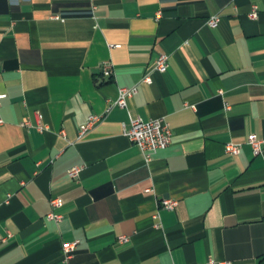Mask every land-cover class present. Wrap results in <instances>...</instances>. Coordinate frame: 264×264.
<instances>
[{"label": "crops", "instance_id": "crops-1", "mask_svg": "<svg viewBox=\"0 0 264 264\" xmlns=\"http://www.w3.org/2000/svg\"><path fill=\"white\" fill-rule=\"evenodd\" d=\"M0 93V264H264V151L246 144L264 138V0H0ZM130 115L167 121L169 146L146 161Z\"/></svg>", "mask_w": 264, "mask_h": 264}, {"label": "built area", "instance_id": "built-area-1", "mask_svg": "<svg viewBox=\"0 0 264 264\" xmlns=\"http://www.w3.org/2000/svg\"><path fill=\"white\" fill-rule=\"evenodd\" d=\"M161 16V13H158V18ZM59 18V16H55ZM249 17L251 19H256L258 17V6L253 5L252 10L249 13ZM220 21V17L218 15L211 16L207 23L211 27H216ZM111 47H120V45H110ZM170 56L167 53H160L154 60L153 65L151 66V71H157L160 73H164L168 70L170 66L169 62ZM102 75L105 78L112 79L114 77L113 65L111 62H105L101 67ZM151 72L149 71L144 77L143 82L148 84L152 83ZM138 91L137 86L132 87H119L117 98L109 105L108 110L114 105L119 106L121 108L128 109V101L132 98ZM6 97L5 93H0V106L1 100ZM103 116L92 114L88 117V119L82 123L79 127V136H83L87 131L97 125ZM38 119H41V116H38ZM2 119H0V123H2ZM23 125H30L29 122L23 123ZM37 129L41 132L47 129V126L42 124L40 121L38 122ZM123 133L129 140L139 147L141 151L144 153L146 161L151 159L152 153L165 149L169 146L172 140V131L163 118L159 119H144L140 116L133 117L129 116V122L124 125ZM62 135L65 136L64 131L61 132ZM246 144L250 145L252 149V153L254 156H259L264 151V138H260L257 134L252 133L247 136ZM242 143H226L225 149L226 152L231 155H238L242 149ZM81 166H74L68 170V176L75 179L79 176L81 172ZM51 206L53 208H59L62 206V200L59 197H53L50 199ZM159 208L170 209L173 210L177 207L178 201L172 198H162L159 200ZM154 217L156 219L159 218L158 213H155ZM47 218L50 220H54L56 222L61 221L62 215L58 214L54 211L48 213ZM120 242H127L129 238L127 236H120ZM79 245L78 240L63 242L62 250L63 257L65 262H69V260L74 256L77 247ZM207 264H233L230 260H209Z\"/></svg>", "mask_w": 264, "mask_h": 264}]
</instances>
